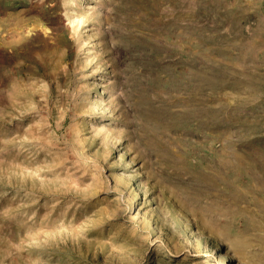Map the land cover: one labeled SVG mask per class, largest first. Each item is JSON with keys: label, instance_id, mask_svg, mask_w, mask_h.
<instances>
[{"label": "rangeland", "instance_id": "rangeland-1", "mask_svg": "<svg viewBox=\"0 0 264 264\" xmlns=\"http://www.w3.org/2000/svg\"><path fill=\"white\" fill-rule=\"evenodd\" d=\"M0 264H264V0H0Z\"/></svg>", "mask_w": 264, "mask_h": 264}, {"label": "bare ground", "instance_id": "bare-ground-1", "mask_svg": "<svg viewBox=\"0 0 264 264\" xmlns=\"http://www.w3.org/2000/svg\"><path fill=\"white\" fill-rule=\"evenodd\" d=\"M225 253L223 251H218L217 256L215 257L216 262L220 263L224 259Z\"/></svg>", "mask_w": 264, "mask_h": 264}]
</instances>
